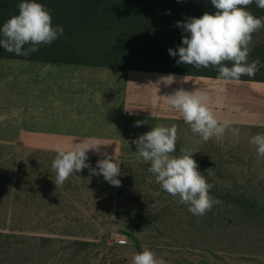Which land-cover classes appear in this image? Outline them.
Wrapping results in <instances>:
<instances>
[{
  "label": "rangeland",
  "instance_id": "obj_1",
  "mask_svg": "<svg viewBox=\"0 0 264 264\" xmlns=\"http://www.w3.org/2000/svg\"><path fill=\"white\" fill-rule=\"evenodd\" d=\"M260 40L264 31L257 36ZM58 46L54 56L75 61L159 72L178 69L165 49L142 55L127 23L80 29ZM173 124L178 139L172 155L193 153L198 171L214 185L210 195L219 200L203 216L193 215L187 205L162 190L148 171L150 163L138 156L132 143L152 127ZM137 127L140 131L126 136L124 147L87 152L96 160L114 158L121 169L119 187L102 175L90 174L88 168L84 178L85 169L56 186L49 176L53 158H46L56 155L55 149L0 146V162L18 165L17 172L22 169L14 180L10 204L0 202L4 211L0 264H132L134 254L145 248L166 264H264V171H252L244 162L248 156L241 142L236 148L228 139L204 141L184 121ZM4 191L0 185L2 196Z\"/></svg>",
  "mask_w": 264,
  "mask_h": 264
},
{
  "label": "crops",
  "instance_id": "obj_2",
  "mask_svg": "<svg viewBox=\"0 0 264 264\" xmlns=\"http://www.w3.org/2000/svg\"><path fill=\"white\" fill-rule=\"evenodd\" d=\"M204 91L217 119H228L240 129L222 139L244 148L252 171L256 134H264V82L130 69L91 62H40L0 58V140L2 147L72 149L77 144L124 147L126 136L140 125L164 120L183 121L167 97L178 90ZM147 130V129H146ZM247 152H249L247 154ZM258 159V160H257Z\"/></svg>",
  "mask_w": 264,
  "mask_h": 264
},
{
  "label": "clouds",
  "instance_id": "obj_3",
  "mask_svg": "<svg viewBox=\"0 0 264 264\" xmlns=\"http://www.w3.org/2000/svg\"><path fill=\"white\" fill-rule=\"evenodd\" d=\"M253 3L264 9V0H211L216 9L214 14L205 12L199 18L178 21L177 27H181L187 35L182 36V46L176 50L168 49L170 56L178 55L177 63L197 69L214 68L218 79L239 81L243 76L254 77L264 64L259 59L249 63V46L253 34L264 28V18H257L248 10ZM63 32L62 26H53L52 16L43 4L37 0H22L18 5V14L11 16L0 28V46L16 56H29L39 51L41 45L52 44ZM208 100L207 92L182 89L167 97L169 106L178 110L192 132L204 141L212 138L221 140L226 133L238 140L240 129L233 127L228 119H217ZM141 123L137 121L136 126ZM177 139V125H157L132 143L136 145L138 156L150 163L148 171L154 175L162 190L187 205L193 215L203 216L219 203L210 195L214 185L198 171L193 153L184 151L180 156L172 155L177 148ZM250 143L256 146L258 156H264V134L254 135ZM100 145L103 144L94 141L91 146L77 144L66 150L57 144V155L52 162L55 185H62L73 173L88 168L90 174L102 175L111 185L119 187L121 169L113 157L98 159L96 168L87 163L88 150L95 149L99 153ZM132 264L166 262L145 248L134 254Z\"/></svg>",
  "mask_w": 264,
  "mask_h": 264
},
{
  "label": "trees",
  "instance_id": "obj_4",
  "mask_svg": "<svg viewBox=\"0 0 264 264\" xmlns=\"http://www.w3.org/2000/svg\"><path fill=\"white\" fill-rule=\"evenodd\" d=\"M22 0H0V28L13 15L18 14V5ZM43 4L52 16L53 26H62L63 35L50 45H41L39 51L29 56H16L6 52L0 46V58L23 59L40 62H74L62 56H54L61 40L71 37L80 29L87 27H101L106 24L127 23L132 26L140 47V53L144 56H153L166 50V54L174 60L178 66L177 74H188L194 76L216 78L218 72L214 68L197 69L191 65L177 63L179 56L172 57L168 49L176 50L182 46V36L187 35L181 27H177V22H186L190 18H199L205 12L214 14L216 9L211 4V0H37ZM248 10L257 18H264V9L257 7L255 3L248 6ZM264 31L261 28L253 34L250 44L249 63L259 59L264 64V40L257 41V36ZM61 54V53H59ZM226 66L231 67L230 64ZM240 80L264 82V67L256 73L254 77L243 76ZM33 156L34 158L37 157ZM57 155V154H56ZM56 155L47 154L46 158H53ZM32 157V159H33ZM31 159V160H32ZM87 163L96 168V159L88 158ZM37 163H34V165ZM18 166V165H17ZM16 164L8 161L0 162V185L5 187L4 195L0 194V202L9 205L12 197L14 180L18 173L22 174L20 168L17 172ZM87 169V168H86ZM85 169V170H86ZM87 171H83L84 178ZM80 173V172H77ZM75 173V174H77ZM74 174V173H73ZM72 174V175H73ZM71 175V176H72ZM49 176L55 178L54 170L49 172ZM8 198V201L6 200ZM8 207V206H7ZM6 207L7 211L8 208ZM4 221V211L0 209V227Z\"/></svg>",
  "mask_w": 264,
  "mask_h": 264
}]
</instances>
